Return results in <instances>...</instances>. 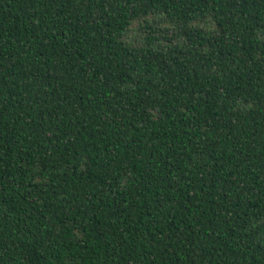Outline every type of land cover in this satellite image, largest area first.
Here are the masks:
<instances>
[{"label": "trees", "instance_id": "obj_1", "mask_svg": "<svg viewBox=\"0 0 264 264\" xmlns=\"http://www.w3.org/2000/svg\"><path fill=\"white\" fill-rule=\"evenodd\" d=\"M0 264H264V0H0Z\"/></svg>", "mask_w": 264, "mask_h": 264}, {"label": "rangeland", "instance_id": "obj_2", "mask_svg": "<svg viewBox=\"0 0 264 264\" xmlns=\"http://www.w3.org/2000/svg\"><path fill=\"white\" fill-rule=\"evenodd\" d=\"M135 31H136V25L134 26V33H132V36H135Z\"/></svg>", "mask_w": 264, "mask_h": 264}]
</instances>
